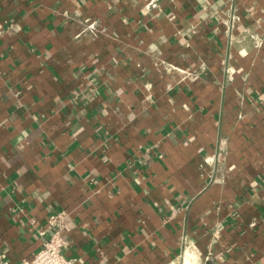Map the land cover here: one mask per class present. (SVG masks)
Instances as JSON below:
<instances>
[{
  "label": "crops",
  "instance_id": "1",
  "mask_svg": "<svg viewBox=\"0 0 264 264\" xmlns=\"http://www.w3.org/2000/svg\"><path fill=\"white\" fill-rule=\"evenodd\" d=\"M155 1L0 0L10 264H264V0Z\"/></svg>",
  "mask_w": 264,
  "mask_h": 264
},
{
  "label": "built area",
  "instance_id": "2",
  "mask_svg": "<svg viewBox=\"0 0 264 264\" xmlns=\"http://www.w3.org/2000/svg\"><path fill=\"white\" fill-rule=\"evenodd\" d=\"M151 4H155V0H151ZM237 16L232 15L229 30H232ZM12 24L8 21H0V37L12 28ZM48 224L51 234L42 243L40 250L31 259H24L21 264H76V258H68L63 252L66 245L67 235L70 226L67 222V214L65 211L52 213L48 217ZM0 264H10V261L0 253Z\"/></svg>",
  "mask_w": 264,
  "mask_h": 264
},
{
  "label": "bare ground",
  "instance_id": "3",
  "mask_svg": "<svg viewBox=\"0 0 264 264\" xmlns=\"http://www.w3.org/2000/svg\"><path fill=\"white\" fill-rule=\"evenodd\" d=\"M189 250V249H188ZM184 264H196L195 256L191 253V251H187L184 257Z\"/></svg>",
  "mask_w": 264,
  "mask_h": 264
}]
</instances>
